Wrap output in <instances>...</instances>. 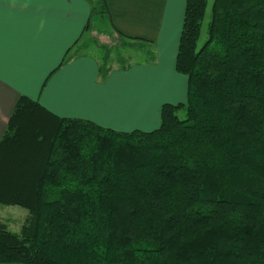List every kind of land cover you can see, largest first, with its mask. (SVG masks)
I'll list each match as a JSON object with an SVG mask.
<instances>
[{
	"label": "trees",
	"instance_id": "obj_1",
	"mask_svg": "<svg viewBox=\"0 0 264 264\" xmlns=\"http://www.w3.org/2000/svg\"><path fill=\"white\" fill-rule=\"evenodd\" d=\"M208 1L186 0L176 70L188 98L163 105L156 130L20 98L0 141V204L30 217L19 233L0 223V264H264V0H215L200 45ZM88 2L86 31L107 10ZM114 31L157 60L151 41ZM101 47V82L135 66H111Z\"/></svg>",
	"mask_w": 264,
	"mask_h": 264
},
{
	"label": "crops",
	"instance_id": "obj_2",
	"mask_svg": "<svg viewBox=\"0 0 264 264\" xmlns=\"http://www.w3.org/2000/svg\"><path fill=\"white\" fill-rule=\"evenodd\" d=\"M105 2L100 22L151 41L157 60L101 82L100 59L86 53L96 32L85 30L88 0H0V141L23 96L59 118L120 132L154 131L163 105L187 102L188 78L176 70L186 0Z\"/></svg>",
	"mask_w": 264,
	"mask_h": 264
},
{
	"label": "rangeland",
	"instance_id": "obj_3",
	"mask_svg": "<svg viewBox=\"0 0 264 264\" xmlns=\"http://www.w3.org/2000/svg\"><path fill=\"white\" fill-rule=\"evenodd\" d=\"M214 1L215 0L208 1V7L203 21L200 45H202L207 38V32L209 23L211 21ZM101 20L102 18L99 17H95L94 19V29L96 30V32L94 33L95 35L92 40L88 39L89 43L91 44L90 49L86 50V53L88 55H90L91 57L93 56V58L95 59H101V61H103L104 57L108 55V50L106 48H102L101 46H108L110 49L112 47V54L110 59L111 66L118 65L120 56H123L127 63L133 65L145 64L147 62H150V55L147 53V51H153V49H150L144 42L140 43L137 48H124L121 45V42L118 41L119 36L111 30L109 23H106V21L100 22ZM89 35L90 34H86L85 37L87 38ZM116 44L119 46V48L117 49L115 47ZM136 44H139V42H137ZM154 51L156 52V50ZM179 113L181 118L184 119L186 117V111L182 110ZM29 217L30 213L26 209L18 206H5L0 204V223L7 225L9 230H11L12 232L19 233L22 230V227L26 224Z\"/></svg>",
	"mask_w": 264,
	"mask_h": 264
}]
</instances>
